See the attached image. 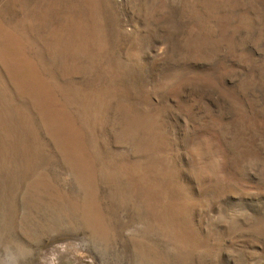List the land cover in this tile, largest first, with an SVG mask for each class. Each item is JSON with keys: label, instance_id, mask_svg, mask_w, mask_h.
I'll return each instance as SVG.
<instances>
[{"label": "rangeland", "instance_id": "374dc122", "mask_svg": "<svg viewBox=\"0 0 264 264\" xmlns=\"http://www.w3.org/2000/svg\"><path fill=\"white\" fill-rule=\"evenodd\" d=\"M0 264H264V0H0Z\"/></svg>", "mask_w": 264, "mask_h": 264}]
</instances>
